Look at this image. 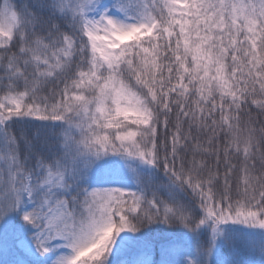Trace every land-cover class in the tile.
Wrapping results in <instances>:
<instances>
[{
  "label": "snow or ice",
  "instance_id": "6c2138e0",
  "mask_svg": "<svg viewBox=\"0 0 264 264\" xmlns=\"http://www.w3.org/2000/svg\"><path fill=\"white\" fill-rule=\"evenodd\" d=\"M0 264H264V0H0Z\"/></svg>",
  "mask_w": 264,
  "mask_h": 264
}]
</instances>
